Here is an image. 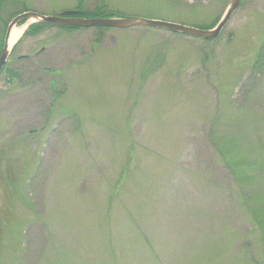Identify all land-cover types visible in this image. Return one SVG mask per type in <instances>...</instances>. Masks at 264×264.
<instances>
[{"label":"rangeland","instance_id":"1","mask_svg":"<svg viewBox=\"0 0 264 264\" xmlns=\"http://www.w3.org/2000/svg\"><path fill=\"white\" fill-rule=\"evenodd\" d=\"M230 1L8 0L0 35L99 5L208 29ZM30 21L0 73V264H264V0L212 39Z\"/></svg>","mask_w":264,"mask_h":264},{"label":"water","instance_id":"2","mask_svg":"<svg viewBox=\"0 0 264 264\" xmlns=\"http://www.w3.org/2000/svg\"><path fill=\"white\" fill-rule=\"evenodd\" d=\"M241 0H231L218 22L210 29H202L194 26L184 25L175 22H169L159 19L141 18V17H75L70 16L74 11H64L58 15H44L35 11H24L17 14L8 24L4 42L0 50V73L5 65L14 44L9 43V34L12 27L19 21L31 19L30 23L43 22L49 25L68 26V27H115L131 28L137 26L158 27L173 32L186 34L204 39L215 38L224 25L229 20L233 11L238 7Z\"/></svg>","mask_w":264,"mask_h":264},{"label":"trees","instance_id":"3","mask_svg":"<svg viewBox=\"0 0 264 264\" xmlns=\"http://www.w3.org/2000/svg\"><path fill=\"white\" fill-rule=\"evenodd\" d=\"M8 0H0V11L3 9L4 5L6 4ZM102 5L96 6L94 8H87V9H76L75 11V16H81V17H101V16H112L113 13L111 11H106L104 8L105 7H101ZM111 12V13H109ZM49 25L42 23V22H37V23H32L31 25H29L27 27V29L25 30V32L27 34H34L42 29H44L45 27H47ZM198 27H202V26H198ZM60 28H64V29H68V30H74L77 29L76 27H65L62 26ZM102 27H96L97 30H100ZM2 38L3 35H0V48L2 46ZM6 71V67H3L2 71ZM8 71V70H7Z\"/></svg>","mask_w":264,"mask_h":264},{"label":"bare ground","instance_id":"4","mask_svg":"<svg viewBox=\"0 0 264 264\" xmlns=\"http://www.w3.org/2000/svg\"><path fill=\"white\" fill-rule=\"evenodd\" d=\"M18 34L19 33L13 29L9 35V43H11L18 36Z\"/></svg>","mask_w":264,"mask_h":264}]
</instances>
